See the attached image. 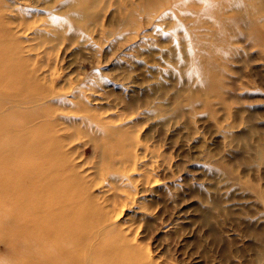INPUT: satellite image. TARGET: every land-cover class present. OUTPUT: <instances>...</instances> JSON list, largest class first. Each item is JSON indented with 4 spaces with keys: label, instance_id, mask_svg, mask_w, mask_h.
<instances>
[{
    "label": "rangeland",
    "instance_id": "obj_1",
    "mask_svg": "<svg viewBox=\"0 0 264 264\" xmlns=\"http://www.w3.org/2000/svg\"><path fill=\"white\" fill-rule=\"evenodd\" d=\"M1 1L6 5L8 13L11 12L15 18L14 22L19 19L18 11L23 10L28 14L30 11L33 12L37 26H40L38 28L43 31L45 28H42L41 24L48 18L51 19L55 15L54 18L61 19L63 17L62 22L60 23L61 20L58 22L63 24L66 19L64 26H67L73 20L71 12L75 13L74 9L81 5L85 7L87 4V2L83 3L82 0H77L75 1L77 4L72 6L70 0H60L52 7H44L46 6L45 0ZM219 1L221 2L219 6L212 5V7L205 8V0H154L153 4H148L145 0H102L101 7L106 6L107 8L109 5V8L100 11L101 23H103L100 26V32L94 33L95 29L91 33L89 32L90 35L87 37L89 39L86 40V43L84 41V45L83 43L71 44L66 40L59 51L57 49L50 50L51 52H47V55L45 53L47 46L37 50L35 48L38 47H33L41 41L32 32L18 34L17 42L24 46V52L19 56L23 63L20 68L30 69L25 74L26 76L36 75L34 70L38 68L37 74L40 77L45 75V77L42 80L37 78L32 83V87H29L30 90L35 88L32 91L41 93L43 99L39 100L38 105L26 103L11 110L4 109L5 102L2 104L3 107L0 105V124L9 118L11 123H9L10 132L4 127L0 128V264H38L39 255L32 258L34 247L24 244L23 240L26 236L23 238L22 230L20 233L16 224L21 206L19 204L20 191L25 184L18 175L23 170V160L29 151L31 156L29 158L33 161L36 160L34 151L41 142L40 133H47L49 136V142L47 141L49 146L46 148L51 151L49 152L53 156L51 160L58 163L60 156L67 157L70 161L76 160L80 163L83 173L88 169L92 175L93 173L96 175V170L102 174L100 184L90 185L91 182H88L89 187L83 197L88 200L89 206L88 209L86 207L85 212L89 215V220L91 217L98 218L113 198L110 186L113 184L115 168L120 166L118 165L119 157L124 151L121 150V146L126 144L125 141H130V143L139 141L136 148L129 147V150H133L140 159L138 170L130 173L132 175L129 179L130 182L126 178L118 180V184L121 185L119 192L122 193V196H118L113 205L118 216V218L116 217L118 221L116 226L124 230L128 240H131V245H138L139 248H142V256L145 254L147 257V251L149 257L156 264H228V262L264 264V202L259 194L257 195V191L251 188L252 185L257 186L259 190L264 188V179H262L264 165L258 163L259 146L264 140V43L262 44L264 21L252 20L247 0H240V3H235L232 0H227V3ZM25 7H30V11ZM206 11L207 14H212V19L207 16L203 17ZM91 12H95V10ZM124 14L132 15L131 20L124 22ZM156 15L158 18L155 17ZM215 16L218 18L217 21H214ZM220 18H222L221 21ZM82 19L80 20L79 17V25L87 26V21ZM176 22L178 25L174 24ZM196 22L198 25L194 24ZM128 25H130L129 29L126 28ZM172 25H176L178 28L172 27ZM88 26L91 28L93 25ZM255 27L258 31L255 30ZM259 30L261 33L263 31V37ZM120 32L125 35L118 37L119 34L121 35ZM108 33H111L110 36ZM256 33L260 35H258L257 41L253 40V37L257 38ZM132 34L134 35L132 36ZM34 37L38 40H33ZM195 37L197 38L195 39ZM125 38L128 46L125 45ZM149 38L151 39L149 40ZM81 39L84 40L82 37ZM128 40H133V44ZM174 40L177 45L174 44ZM192 40L194 41L192 42ZM230 41L232 48L235 45L233 49L231 46L229 47L228 42ZM241 42H246V44ZM166 43L168 46L164 47ZM184 43L189 45L191 53L193 52L195 68L182 69L173 66L170 61V56L173 57L172 55L176 51L175 47L177 46V51H179L181 44ZM49 44L47 43V45ZM236 44H239V47ZM30 47L33 50L27 51ZM239 48L240 51L236 50ZM166 49H171V51ZM148 50L151 54L153 53L152 56L148 54ZM36 51L38 52L36 53ZM177 51L175 54H178ZM229 52L234 55L228 54ZM236 53L240 56H237ZM49 54L51 55L49 56ZM45 56L47 57L45 58ZM167 56L168 58H166ZM155 59L157 60L155 61ZM166 63L167 66L170 65L168 68H172L168 69L165 66ZM242 70L246 73L241 74ZM194 73L199 77H194ZM179 77L181 79L178 82ZM50 78L51 80L55 79V87L52 86L56 91H60L61 95L46 94L45 90L51 88V81L48 80ZM196 78L199 79L196 80ZM244 78L245 80H243ZM6 79H11V77L7 76ZM8 85L7 80L0 78V100L4 98L3 94L8 89ZM173 89H175L174 92ZM89 92L91 93L89 94ZM165 92L166 94H164ZM33 94L35 95V92ZM162 94L165 97L162 98ZM147 100L150 101L147 102ZM136 101L140 102H137L140 106ZM155 102H158L156 105H159L156 106ZM71 103L76 106V110L68 113L67 109L69 108H63ZM146 103L148 104L146 105ZM170 103L173 105H169ZM87 104L89 105L87 106ZM148 106L150 107L148 108ZM81 107L82 109H80ZM141 107L142 110H140ZM127 108L131 110L127 111ZM152 108H154V112ZM8 111H11L10 116L5 114ZM91 112L95 113L94 116ZM56 113L58 114L56 115ZM116 117L120 118V122L117 121L115 124L119 122L123 128L116 131L115 134L108 137L102 136L103 138L99 139L93 126L97 125L100 119L110 120L109 118L116 119ZM177 119L178 122H176ZM58 120L60 124L56 126ZM92 120L94 121L92 122ZM21 124H25L26 127L18 134L19 131L15 128H20ZM60 128L63 129L60 130ZM66 133L70 136L66 140H62V135ZM225 138L228 139L225 141L226 143L224 142ZM100 140L103 144L101 143V148H98L96 143ZM60 141L62 146L66 143L68 146L63 149L57 146ZM51 146L54 148V152ZM108 147L110 148L108 149ZM59 148L65 153L60 152ZM96 148L98 149L96 150ZM224 148L225 150H223ZM102 150H104L103 153ZM118 155L119 157H116ZM154 179L157 180L158 185ZM123 191H125L124 194ZM11 204L15 206L13 207V224L8 225L10 211L8 212L7 206ZM121 206L123 207L120 210ZM107 237L109 236H101L96 245L104 243L103 241ZM225 256L228 261L223 259Z\"/></svg>",
    "mask_w": 264,
    "mask_h": 264
},
{
    "label": "bare ground",
    "instance_id": "obj_2",
    "mask_svg": "<svg viewBox=\"0 0 264 264\" xmlns=\"http://www.w3.org/2000/svg\"><path fill=\"white\" fill-rule=\"evenodd\" d=\"M60 0H45V4L46 6L44 7H52L53 5H55L56 3H58ZM77 0H70V4L73 6H75V3L77 4V2H75ZM112 1V0H111ZM147 1L148 4L154 2V0H145ZM224 1V3H227V0H222ZM235 3H240V0H232ZM44 2V1H43ZM82 2H87V4H85V7H83L81 5V7H77L76 9H74L73 12H71V16H73V20H71V23L68 24L67 26H64V23L66 21V19L64 20L63 24H60L62 22V18H51V19H47L46 21H44L41 24L42 28H45V30H41V28H38L40 26H37V20L35 18V16L31 13L30 11V7H25L26 10H29V14L27 12H24L23 10L18 11V15H19V19L14 22L15 18H13L11 12L10 14L8 13L7 7L6 5L0 0V78H2L3 80H7V84L8 85V89L4 91V98L0 100V105L3 107V103L5 102V108L6 110H11L15 107H20L26 103H32V104H37L39 103L40 99H43L41 93L38 94L37 91H32L35 90L32 89L30 90L29 87H32V83L35 82V80L37 78H39L40 80L44 79L45 75L43 77H40L37 74V69L36 68L34 70V72L36 73V75H31V76H26L25 74L29 72L30 69H25V68H20V65H22L23 63L20 61L19 56L21 53L24 52L23 47L21 46V44L19 42H17L18 39V34L20 32L26 33L27 31H30L34 34V36H37L39 39V41H41L40 43L34 45L33 47H38L35 48L36 50L39 49L40 47H44L47 46L45 53L47 55V52H49L50 50H56L59 51L62 47L63 44H65L66 40L69 41V43H83L84 45V41L86 43V40L89 39L87 37H89L90 33L94 30L95 32H100L101 30V25H103V23H101V18L102 16H100V11L103 9H107L109 8V5L105 7H101V2L102 0H82ZM197 2V1H196ZM229 2V1H228ZM247 4H248V9L250 10L251 16H252V20L254 21H264V0H247ZM81 3V4H83ZM110 3V2H109ZM120 3V2H119ZM122 3V2H121ZM170 3V2H169ZM220 1L216 0V1H212V0H205L204 4H205V8L208 7H212V5L214 6H219L220 5ZM79 4V3H78ZM143 4V3H142ZM141 4V5H142ZM203 4V3H202ZM203 4V6H204ZM139 5V4H138ZM137 5V6H138ZM158 5V4H157ZM14 6V5H13ZM131 6V5H130ZM136 6V5H135ZM150 6V5H149ZM167 7V6H166ZM201 7V6H200ZM143 8V7H142ZM141 8V9H142ZM187 8V7H186ZM244 8V6H243ZM21 9V8H20ZM24 9V10H25ZM134 9V7H133ZM140 9V10H141ZM146 9V7H145ZM169 9V8H168ZM92 10H95V12H91ZM104 10V11H105ZM131 10V9H130ZM139 10V9H138ZM165 10V9H164ZM164 10H161V12H164ZM190 10V9H188ZM220 10V9H219ZM240 10V9H239ZM238 10V11H239ZM247 10V9H246ZM10 11H12V9H10ZM23 11V12H22ZM70 11V10H68ZM103 11V12H104ZM127 11V9H126ZM135 11V10H133ZM137 11V10H136ZM154 11V10H153ZM202 11V10H201ZM200 11V12H201ZM144 12V11H143ZM160 12V13H161ZM199 12V13H200ZM223 12V11H222ZM233 12V11H232ZM236 12V11H235ZM152 13V12H151ZM159 13V12H158ZM157 13V14H158ZM198 13V14H199ZM208 12L206 11V14L203 15L207 16L208 18H213L211 17L212 14H207ZM241 13V12H239ZM150 14V13H149ZM196 14V13H195ZM233 14V13H231ZM68 16V14H66ZM65 15V17H66ZM159 15V14H158ZM219 15V14H218ZM240 15V14H239ZM248 15V14H247ZM135 16V15H134ZM133 16V17H134ZM151 16V15H150ZM235 16V15H234ZM238 16V15H237ZM59 17V16H58ZM69 17V16H68ZM67 17V18H68ZM79 17L80 20L83 18L84 20H86L87 22V26L85 24L79 25ZM132 15L127 16L126 14H124V22H128L131 20ZM146 17V16H145ZM157 17V15L155 16ZM176 17V16H175ZM215 20L217 16H215ZM220 17V16H219ZM223 17V16H221ZM250 17V16H249ZM158 18V17H157ZM177 18V17H176ZM196 18V17H195ZM205 18V17H204ZM225 18V17H224ZM233 18V17H232ZM58 19V20H57ZM68 19V20H69ZM82 19V20H83ZM154 20V16L152 18ZM156 19V18H155ZM175 19V18H174ZM235 19V18H234ZM59 20L60 23L58 22ZM67 20V21H68ZM152 20V21H153ZM191 20V19H190ZM194 20V19H192ZM202 20V19H201ZM222 20V18H220V21ZM231 20V18H230ZM147 21V20H146ZM151 21V22H152ZM69 22V21H68ZM123 22V23H124ZM138 22V21H137ZM174 22V21H173ZM191 22V21H190ZM223 22V21H222ZM136 23V21H135ZM160 23V22H158ZM187 23V22H186ZM197 23V24H196ZM194 23L195 25H198V22ZM149 24V23H148ZM147 24V25H148ZM151 24V23H150ZM153 24V23H152ZM156 24V23H155ZM161 24V23H160ZM170 24V23H169ZM174 24H177L174 23ZM180 24V23H179ZM193 24V25H194ZM200 24V23H199ZM88 25H93L91 28ZM122 25V24H121ZM131 25V23H130ZM126 26V28L129 29V26ZM140 25V24H139ZM178 25V24H177ZM184 25V24H183ZM189 25H191L189 23ZM216 25V24H215ZM229 25V23H228ZM237 25V24H236ZM156 26V25H155ZM171 26V25H170ZM176 25H172V27H175ZM230 26V25H229ZM123 27V25H122ZM135 27V26H134ZM159 28H161L160 26H158ZM181 27V26H180ZM183 27V26H182ZM194 27V26H193ZM125 28V29H126ZM133 28V27H132ZM136 28V27H135ZM140 28V26H139ZM163 28V26H162ZM176 28H178L176 26ZM197 28V27H196ZM236 28V27H235ZM122 29V28H121ZM137 29V28H136ZM184 29H185V25H184ZM191 30V28H189ZM210 29V28H209ZM252 29V28H251ZM165 30V29H164ZM216 30V29H213ZM256 30V27H255ZM263 30V29H262ZM120 31V30H119ZM124 31V30H123ZM126 32L128 30H125ZM133 31V30H131ZM135 31V30H134ZM185 31V30H184ZM252 31V30H251ZM258 31V30H256ZM261 30H259V33L262 36V33L260 32ZM90 32V33H89ZM136 32V31H135ZM186 32V31H185ZM117 33V32H116ZM114 33V34H116ZM121 33V32H120ZM227 33V32H226ZM248 33V32H247ZM252 33V32H251ZM258 33V32H257ZM256 33V34H257ZM111 33H108V35ZM113 34V35H114ZM192 34V32H191ZM196 34V33H195ZM194 34V35H195ZM198 34V33H197ZM201 35L204 33H200ZM249 34V33H248ZM125 34L121 35L119 34V36H122ZM134 34H132L133 36ZM193 35V34H192ZM229 35V34H228ZM233 35V34H232ZM231 35V36H232ZM255 35V34H254ZM259 34H257V38L253 40L258 39ZM110 36V35H109ZM108 36V37H109ZM117 36V35H116ZM131 36V35H130ZM138 36V35H137ZM140 36V35H139ZM186 36V33H185ZM199 36V35H198ZM252 36V35H251ZM84 38L80 40V38ZM92 37V36H91ZM101 37V36H100ZM129 37V36H128ZM127 37V38H128ZM174 37V36H173ZM184 37V36H183ZM235 37V36H234ZM250 37V36H249ZM263 37V36H262ZM261 37V40H262ZM38 38L34 37L33 40H38ZM175 38V37H174ZM188 38V36H187ZM194 38V37H193ZM192 38V39H193ZM197 37H195L196 39ZM202 38V37H201ZM225 38V37H224ZM113 39V38H112ZM131 40V38H129ZM144 39V38H143ZM151 38H149L150 40ZM176 39L178 40V38L176 37ZM199 39V38H198ZM222 39V37H221ZM231 39V38H230ZM234 39V38H233ZM237 39V38H236ZM250 39V38H249ZM252 39V37H251ZM91 40V39H90ZM96 40V39H95ZM134 40V41H133ZM132 41L135 42V39H133ZM185 40V39H184ZM260 40V39H259ZM258 40V41H259ZM260 42H262V44L264 43V40H262ZM38 41V42H39ZM129 41V40H128ZM132 41H129L132 43ZM137 41V40H136ZM194 40H192L193 42ZM202 41H204L202 39ZM201 41V42H202ZM206 41V40H205ZM232 41V39H231ZM229 43V47L231 46ZM255 41V44H256ZM100 42V41H99ZM121 42V41H119ZM118 42V45H120ZM125 45L127 42L126 38H125ZM147 42V41H146ZM175 42V43H174ZM174 44H176L177 42L174 40ZM190 42V41H189ZM196 42V41H195ZM253 42V41H252ZM259 42V43H260ZM47 43H50L49 45H47ZM68 43V42H67ZM101 43V42H100ZM138 44V42H136ZM135 43V44H136ZM159 43V42H158ZM169 43V42H168ZM168 43H166L165 46H168ZM172 43V44H173ZM244 43V42H241ZM123 44V42H122ZM121 44V45H122ZM133 44V43H132ZM131 44V45H132ZM156 44V43H155ZM154 44V46H155ZM162 44V43H161ZM159 44V45H161ZM171 44V45H172ZM225 44V43H224ZM246 44V42L244 43ZM79 45V44H78ZM81 45V44H80ZM87 45V44H86ZM85 45V46H86ZM92 45V44H91ZM158 45V44H157ZM177 45V44H176ZM175 45V46H176ZM192 45V44H190ZM196 45V44H195ZM226 45V44H225ZM224 45V46H225ZM237 45V44H236ZM239 45V44H238ZM237 45V46H238ZM260 45V44H259ZM27 46V45H26ZM73 46V45H71ZM76 46V45H75ZM128 46V45H126ZM143 46V45H142ZM174 46V47H175ZM189 46V45H188ZM186 45V43L181 44V48L179 51H177V46L175 47L176 51L178 52V54L175 53L172 55L173 57L170 56V61L172 62L173 66H177L179 68L182 69H192L195 68L194 67V63L193 59H194V55L191 53V49ZM203 46V45H202ZM235 47V45H233ZM236 46V47H237ZM243 46V44H242ZM257 46H258V42H257ZM89 47V45H88ZM157 47V46H156ZM197 47V46H195ZM228 47V48H229ZM233 47V48H234ZM239 47V46H238ZM251 47V46H250ZM32 47L28 48L27 51H29ZM192 48V47H191ZM199 48V47H197ZM201 48V47H200ZM227 48V47H225ZM231 46V49H233ZM126 49V48H125ZM129 49V48H128ZM132 49V47H131ZM146 50V48H144ZM152 49V48H151ZM155 49V48H154ZM190 49V50H189ZM249 49V48H248ZM33 50V49H31ZM159 50V49H158ZM161 50V48H160ZM167 50V49H166ZM171 51V49H168ZM167 50V51H168ZM224 50V49H223ZM226 50V49H225ZM238 51H240L239 49H236ZM247 50V49H246ZM40 51V50H38ZM36 51V53L38 52ZM50 51V52H51ZM86 51V50H85ZM149 51V50H148ZM147 51V52H148ZM169 51V53H170ZM194 51V50H193ZM228 51V50H227ZM235 51V50H234ZM49 52V53H50ZM95 52V51H94ZM93 52V53H94ZM115 52V50H114ZM131 52V51H130ZM137 52V51H136ZM164 52V51H163ZM222 52V51H221ZM243 52V51H241ZM250 52V51H249ZM35 53V54H36ZM42 53V52H41ZM88 53V52H86ZM113 53V52H112ZM125 53V52H123ZM128 53V52H127ZM134 53V52H133ZM195 53V52H194ZM233 54L232 52H229L228 54ZM55 54V53H54ZM97 54V53H96ZM148 54H150L151 56L153 55V53L151 54L150 51L148 52ZM159 54V53H158ZM200 54V53H199ZM237 56L238 53H236ZM245 54V53H244ZM243 54V55H244ZM248 54V53H247ZM32 55V54H31ZM51 54H49L50 56ZM88 55H90L88 53ZM125 55V54H124ZM132 55V54H131ZM157 55V54H155ZM167 55V53H166ZM222 55V54H221ZM234 55V54H233ZM251 55V54H250ZM29 56V55H28ZM27 56V57H28ZM40 56V55H39ZM129 56V54H128ZM134 56V55H133ZM163 56V55H162ZM161 56V57H162ZM216 56V55H215ZM227 56V55H226ZM229 56V55H228ZM227 56V57H228ZM245 56V55H244ZM36 57V56H35ZM47 56H45L46 58ZM85 57V56H84ZM149 57V56H148ZM154 57V56H153ZM151 57V58H153ZM157 57V56H156ZM218 57V56H217ZM232 56L230 55V58ZM246 58H248L247 56H245ZM73 58V57H72ZM89 58V57H88ZM92 58V57H91ZM135 58V57H134ZM150 58V59H151ZM168 58V56L166 57ZM208 58V57H207ZM235 58V57H234ZM243 58V57H242ZM70 59V58H69ZM94 59V58H93ZM159 59V58H158ZM161 59V58H160ZM159 59V60H160ZM241 59V58H239ZM48 60V59H47ZM86 60V58H85ZM123 60V59H122ZM121 60V61H122ZM154 60V59H152ZM157 59H155L156 61ZM166 60V59H165ZM197 60V59H196ZM254 60V59H253ZM36 60L34 59V62ZM56 61V60H55ZM91 61V60H90ZM168 61V60H167ZM221 61V60H220ZM225 61V60H223ZM236 61V60H235ZM163 62V61H161ZM198 62V61H197ZM222 62V61H221ZM226 62V61H225ZM224 62V63H225ZM47 63V62H46ZM157 63V62H156ZM159 63V62H158ZM170 63V62H169ZM217 63V61H216ZM241 63V62H240ZM55 64V63H54ZM163 64V63H162ZM229 64V61H228ZM5 65V66H3ZM164 65V64H163ZM162 65V66H163ZM199 65V64H198ZM201 65V64H200ZM199 65V66H200ZM218 65V64H217ZM247 65V64H244ZM47 66V65H45ZM167 66V63L166 65ZM163 66V67H165ZM170 66V65H169ZM167 66V68L169 67ZM241 66V64H240ZM36 67V66H34ZM176 67V68H177ZM205 67V66H204ZM212 67V66H211ZM227 67V66H226ZM46 68V67H45ZM166 68V70H167ZM172 68V67H170ZM168 68V69H170ZM201 68V67H200ZM225 68V67H224ZM244 68V67H243ZM175 69V68H174ZM178 69V68H177ZM241 69V68H240ZM19 70V71H18ZM47 70V69H46ZM53 70V69H52ZM165 70V71H166ZM201 70V69H200ZM204 70V69H203ZM223 70V69H222ZM54 71V70H53ZM173 72V70H171ZM176 71V70H175ZM184 71V70H183ZM205 71V70H204ZM203 71V72H204ZM212 71V70H211ZM215 71V70H214ZM224 71V70H223ZM227 71V70H225ZM243 71V70H242ZM241 74H245L246 72H242ZM251 71V70H250ZM40 72V71H39ZM194 72V71H193ZM197 72V70H196ZM167 73V72H165ZM206 73V72H205ZM208 73V71H207ZM225 73V72H224ZM227 73V72H226ZM252 73V72H251ZM53 74V73H52ZM168 74V73H167ZM170 74V73H169ZM179 74V73H178ZM177 74V76H179ZM195 74V73H194ZM203 74V73H202ZM214 74V72H213ZM228 74V73H227ZM14 75V76H13ZM49 75V74H48ZM197 74H195L194 77H199ZM201 75V74H200ZM210 75V74H209ZM229 75V74H228ZM257 75V74H256ZM7 76H10L11 79H6ZM50 76V75H49ZM187 76V75H186ZM236 76V75H235ZM234 76V77H235ZM239 76V75H238ZM243 78V75H241ZM240 76V77H241ZM259 76V75H258ZM257 76V77H258ZM261 76V75H260ZM47 77V76H46ZM53 77V76H52ZM78 77V76H77ZM181 77V76H180ZM178 78V82L180 81ZM231 77V76H230ZM245 77V76H244ZM49 78V77H48ZM173 78V77H172ZM202 78V77H200ZM221 78V76H220ZM250 78V77H249ZM264 78V77H263ZM261 78V79H263ZM76 79V78H75ZM199 79V78H198ZM196 78V80H198ZM256 79V77H255ZM260 79V80H261ZM45 80L47 81V78H45ZM50 82V87L48 90L46 91V94H52L54 93L56 96L57 95H61L62 93H60V91H56L54 89L55 87V79L51 80L48 79ZM81 80V79H80ZM83 80V79H82ZM215 80V79H214ZM222 80V79H221ZM240 80V79H239ZM245 80V78L243 79ZM250 80V79H249ZM259 80V79H258ZM259 80V81H260ZM70 81V79H69ZM88 81V80H87ZM170 81V80H169ZM168 81V83H169ZM227 81V80H224ZM241 81V80H240ZM262 81V80H261ZM71 82V81H70ZM203 82V81H202ZM213 82V81H212ZM216 82V81H215ZM234 82V81H233ZM246 82V81H245ZM251 82V80H250ZM72 83V82H71ZM83 83V82H82ZM86 83V82H85ZM91 83V82H90ZM94 83V82H93ZM199 83V82H198ZM211 83V82H210ZM230 83V81H229ZM240 83V82H238ZM247 83V82H246ZM36 84V83H35ZM162 84V83H161ZM171 84V82H170ZM169 84V85H170ZM217 84V82H216ZM231 84V83H230ZM241 84V83H240ZM243 84V83H242ZM54 87H53V86ZM80 85V84H79ZM89 85V84H88ZM96 85V84H95ZM179 85V83H178ZM194 85V83L192 84V86ZM215 85V84H214ZM245 85V84H244ZM62 86V85H61ZM84 86V84H83ZM168 86V85H167ZM175 86V85H174ZM173 86V87H174ZM201 86V85H200ZM247 86V85H245ZM48 87V86H47ZM72 87V84H71ZM161 87V86H160ZM185 87V86H184ZM219 87V84H218ZM234 87V86H233ZM248 87V86H247ZM250 88L252 86H249ZM98 88V86H97ZM165 88V87H164ZM177 88V87H176ZM204 88V87H203ZM217 88V87H216ZM236 88V87H235ZM256 88V87H255ZM38 89V88H37ZM79 89V88H78ZM166 89V88H165ZM172 89V88H171ZM168 89V90H171ZM223 89V88H222ZM230 89V88H229ZM238 89V88H237ZM254 89V88H253ZM81 90V89H80ZM167 90V89H166ZM165 90V91H166ZM175 89H173L172 91L174 92ZM190 90V89H189ZM208 90V89H207ZM213 90V89H211ZM241 90H243L241 88ZM248 90V89H247ZM32 91V92H31ZM62 91V90H61ZM79 91V90H77ZM85 91V90H83ZM96 91V90H95ZM161 91V90H160ZM33 92H35V95L33 94ZM86 92V91H85ZM94 93V91H92ZM162 92H164L162 90ZM167 92V91H166ZM166 92L164 94H166ZM178 92V91H177ZM176 92V93H177ZM238 92V91H237ZM241 92V91H240ZM239 92V93H240ZM91 92H89L90 94ZM161 93V92H160ZM169 93V91L167 92ZM183 93V92H181ZM188 93V92H187ZM238 93V94H239ZM162 94V98L165 97V95ZM194 94V93H193ZM241 94V93H240ZM66 95V94H65ZM74 95V94H73ZM82 95V94H81ZM184 95V93H183ZM192 95V94H191ZM213 95V93H212ZM54 96V95H53ZM76 96V95H75ZM80 96V95H79ZM178 96V94H177ZM180 96V95H179ZM185 96V95H184ZM183 96V97H184ZM195 96V95H194ZM67 97V96H66ZM96 97V96H95ZM227 97V96H226ZM56 98V97H54ZM99 98V97H97ZM156 98V97H155ZM154 98V99H155ZM169 99L171 97H168ZM174 98V97H173ZM223 98V97H222ZM52 99V98H51ZM50 99V100H51ZM71 99V98H70ZM79 100V98H77ZM84 99V98H83ZM82 99V100H83ZM153 99V98H152ZM153 99V100H154ZM157 99V98H156ZM155 99V100H156ZM161 99V98H160ZM177 99V97L175 98V100ZM49 100V99H48ZM54 100V99H53ZM152 100V102H153ZM159 100V99H157ZM163 100V99H162ZM185 100V99H184ZM44 101V100H43ZM85 101V100H84ZM150 100H147V102ZM165 101H170V100H165ZM233 101V100H232ZM231 101V102H232ZM242 101V100H240ZM45 102V101H44ZM50 102V101H49ZM54 102V101H53ZM122 102V101H121ZM139 101H136V103ZM172 102V100H171ZM179 102V101H177ZM175 102V103H177ZM183 102V101H182ZM186 102V101H185ZM235 102V101H233ZM43 103V102H42ZM80 103V100H79ZM135 103V104H136ZM140 103V102H139ZM137 103V104H139ZM155 102L154 104L156 105ZM164 103V102H163ZM166 103V102H165ZM168 103V102H167ZM201 103V101H200ZM148 103H146L147 105ZM152 104V103H151ZM233 105L235 103H232ZM48 105V104H47ZM83 105V104H80ZM86 105V104H85ZM89 104H87L88 106ZM115 105V103H114ZM117 105V104H116ZM143 105V104H142ZM159 105V104H157ZM156 105V106H157ZM169 105H173V103H170ZM181 105V104H180ZM183 105V104H182ZM185 105H187L185 103ZM244 105V104H243ZM61 106V105H60ZM84 106V105H83ZM120 106V105H119ZM119 106H116L117 108ZM137 106V105H136ZM135 106V107H136ZM140 106V104H139ZM138 106V107H139ZM153 106V105H152ZM161 106V105H160ZM159 106V107H160ZM213 106V105H212ZM246 106V105H245ZM244 106V107H245ZM33 107V106H32ZM56 107V106H55ZM86 107V106H85ZM144 107V106H142ZM142 107L140 110H142ZM147 107V106H146ZM150 106H148L149 108ZM168 107V106H167ZM184 107V106H183ZM236 107V106H235ZM57 108V107H56ZM61 108V107H60ZM59 108V110H61ZM69 108V109H67ZM166 108V106H165ZM174 108V107H173ZM63 109H67L68 113H70L71 111H75L76 110V106L73 105V103L66 105ZM82 109V107L80 108ZM128 109V108H127ZM136 109V108H135ZM138 109V108H137ZM219 109V108H218ZM87 110V109H86ZM85 110V111H86ZM89 110V109H88ZM94 110V109H93ZM131 109H128L127 111H129ZM133 110V109H132ZM153 112H154V108H152ZM152 110L150 112H152ZM204 110V109H203ZM221 110V109H220ZM246 110V109H245ZM244 110V112H245ZM252 110V109H251ZM41 111V110H40ZM39 111V113H40ZM139 111V110H137ZM173 111V110H172ZM171 111V112H172ZM65 112V111H64ZM94 112V111H93ZM132 112V111H130ZM146 112V111H145ZM182 112V111H181ZM184 112V111H183ZM195 112V111H194ZM11 111L6 112L5 114L10 116ZM67 113V112H66ZM81 113V112H79ZM83 113V111H82ZM92 113V112H91ZM126 113V112H125ZM133 113V112H132ZM136 113V112H134ZM165 113V112H164ZM169 113V112H168ZM243 113V111H242ZM58 113H56L57 115ZM87 114V113H86ZM93 114V113H92ZM95 114V113H94ZM93 114V116H94ZM163 114V112H162ZM236 114V113H235ZM240 114V113H239ZM244 114V113H243ZM54 115V116H56ZM82 115V114H81ZM134 115V114H132ZM161 115V114H160ZM242 115V114H241ZM246 115V114H245ZM251 115V112H250ZM255 115V114H253ZM42 116V115H41ZM53 116V118H54ZM125 116V114H124ZM168 116V115H167ZM167 116H163L164 118ZM188 116V115H187ZM57 117V116H56ZM59 117V116H58ZM161 117V116H160ZM162 117V118H163ZM224 117V116H223ZM243 117V116H242ZM254 117V116H253ZM99 118V117H98ZM159 118V117H158ZM185 118V117H184ZM228 118V117H227ZM61 119V118H59ZM108 119H100L102 121H98L97 125H94L93 128L95 130V132H97L99 136V139H101L102 136L108 137L109 135L115 134L116 131L122 129V125H120L121 123H119L120 118L116 117V119H112L109 118ZM253 119V118H252ZM257 119V118H256ZM10 120V118H9ZM8 119H6L4 122H2L0 124V128L4 127L7 131H11L10 130V121ZM90 120V119H89ZM159 120V119H158ZM251 120V119H250ZM259 120V119H258ZM257 120V122H258ZM88 121V118H87ZM94 120H92L93 122ZM97 121V120H96ZM95 121V122H96ZM118 124H115L117 123ZM245 121V119H244ZM253 121V120H252ZM91 122V121H90ZM176 122H178V119L176 120ZM222 122V121H221ZM229 122V121H228ZM231 122V121H230ZM235 122V121H234ZM246 122V121H245ZM244 122V123H245ZM27 124L29 122H26ZM183 123V122H182ZM260 123V122H259ZM11 124V123H10ZM60 124V121L58 120L56 126H58ZM173 124H175V122H173ZM187 124V123H186ZM224 124V123H223ZM243 124V123H242ZM241 124V125H242ZM250 124V123H249ZM93 125V124H92ZM171 125V124H169ZM206 125V124H204ZM237 125V124H235ZM88 126V125H87ZM161 126V125H160ZM173 126V125H172ZM175 126V125H174ZM178 126V125H177ZM176 126V127H177ZM196 126V125H195ZM203 126V125H202ZM247 126V125H244ZM252 126V125H251ZM26 127L25 124H21L20 128H15L17 131H19L18 134H20L22 132V129ZM181 127V126H180ZM169 128V127H168ZM179 128V126H178ZM177 128V129H178ZM240 128V127H239ZM238 128V129H239ZM254 128V127H253ZM63 129V128H62ZM60 128V130H62ZM174 129V128H173ZM187 129V128H186ZM197 129V128H196ZM203 129V128H202ZM201 129V130H202ZM256 129V128H255ZM93 130V132H94ZM185 130V129H184ZM189 130V129H187ZM205 130V129H204ZM175 131V130H174ZM186 131V130H185ZM195 131V130H194ZM198 131V130H197ZM211 131V130H210ZM215 131V130H214ZM233 131V130H232ZM241 131V130H240ZM62 132V131H61ZM122 132V131H121ZM188 132V131H187ZM165 133V131H164ZM195 133V132H194ZM168 134V133H167ZM197 134V133H196ZM208 134V133H207ZM216 134V133H215ZM23 135V134H22ZM25 135V134H24ZM95 135V136H96ZM130 135V134H129ZM70 135L68 133L62 135L63 139L62 140H66L67 137H69ZM188 136V135H187ZM61 137V136H60ZM61 137V138H62ZM91 137V134H90ZM116 137H118V135H116ZM165 137V136H164ZM167 137V136H166ZM193 137V136H192ZM39 138L41 139V142L39 143V145L37 146V149H35L34 153H35V157L36 160L33 161L31 160L29 157L30 156V151L26 154L25 156V160H23V170L22 172H20V174L18 176H20L22 178L23 183H25L23 185L21 195H20V202L19 204H21L20 206V211L18 212V223L16 224L17 229L20 231L22 230L23 233V238L24 236H26V238L23 240L25 245H33L32 247H34V253L32 258L35 257V255H39L38 256V264H156L151 257H149V253L146 251V254L148 255L147 257L142 256L141 254H143L142 252V248L138 245H131V240H128L127 235L124 233L123 229H120L119 227L116 226V223L118 222L116 220L117 213L115 210V206L113 205V203H115V199L119 196H122V193L119 192L121 185L118 184V180L124 179L126 178L127 181H129V179H131L132 175L130 173L135 172L136 170H138V165L140 164V159L138 157V155L133 152V150H129V147L131 148L132 146H137L139 144V141H133L130 143V141H125L126 144H123L121 146V150L123 151V154L121 157H119V163L117 168H115L116 173L113 174V184H111L110 186V191L111 193H113V198L108 199L110 201L109 206H105L106 210H104L102 212V214L98 217V218H93L91 217V219L89 220V215L87 214V212H85V209L87 207L88 209V200L83 198L84 194L87 192L86 190H88L89 184L88 182H91L90 185H93L95 183H99L102 181L101 177L102 174L99 173L96 170V175H93L89 173L88 169L84 170L83 173V168L80 165V163L76 162V160L74 161H70L66 156V158H63L60 156V161L57 163L53 160H51V158L53 156H51L49 154V152H51L48 148H46L47 146H49L48 142H49V136L43 133L39 134ZM88 138V137H87ZM86 138V139H87ZM94 138V135L92 137V139ZM103 138V137H102ZM188 138V137H187ZM261 138V137H260ZM106 139V138H105ZM185 139V138H184ZM263 139V136H262ZM78 140V139H77ZM97 141V139H95ZM103 140V139H102ZM102 140H100V142L98 141V143H96V146L99 148H101V145L103 144ZM111 140V139H110ZM166 140V139H164ZM48 141V142H47ZM79 142H81L80 140H78ZM89 141V140H88ZM228 141V139L224 140ZM165 142V141H164ZM187 142V141H186ZM223 142V143H224ZM260 142V141H259ZM102 143V144H101ZM106 143V142H105ZM110 143V142H109ZM226 143V142H225ZM240 143V142H239ZM89 144V143H88ZM91 144V143H90ZM98 144V145H97ZM177 145V142L175 143ZM241 144V143H240ZM247 144V143H246ZM92 145V144H91ZM216 145V144H215ZM225 145V144H224ZM223 145V147H224ZM59 147H61L62 149L66 146H68V143H66L64 146H62L61 141L58 142ZM85 146V145H84ZM106 146H108L106 144ZM163 146V144H162ZM227 146V145H226ZM232 146V145H231ZM239 146V145H238ZM94 147V146H93ZM105 147V146H104ZM127 147V148H126ZM229 147V146H228ZM234 147V146H233ZM249 147V146H248ZM247 147V148H248ZM257 147V146H256ZM61 148H59L60 152H63V150H61ZM96 148V150L98 149ZM107 148V147H106ZM110 147H108L109 149ZM136 148V147H135ZM138 148V147H137ZM159 148V147H158ZM236 148V147H235ZM243 148V147H242ZM29 149V148H28ZM51 149L54 152V148L51 146ZM95 149V148H94ZM106 149V150H108ZM229 149V148H228ZM244 149V148H243ZM258 149V148H257ZM225 150V148L223 149ZM230 150V149H229ZM32 151V150H31ZM104 150H102L103 153ZM135 151V150H134ZM175 151V150H173ZM87 152V151H86ZM85 152V153H86ZM190 152V151H189ZM252 152V151H251ZM65 153V151L63 152ZM179 153V152H178ZM177 153V154H178ZM224 153V152H223ZM222 153V154H223ZM60 154V153H58ZM76 154V153H75ZM77 155V154H76ZM255 155L257 156V154L255 153ZM105 156V155H104ZM108 156V155H107ZM111 157V156H110ZM219 157V156H218ZM252 157V156H251ZM253 158V157H252ZM3 159V158H2ZM39 159V160H38ZM254 159V158H253ZM109 160V159H108ZM80 161V160H79ZM255 161V160H253ZM103 162V161H102ZM165 162V161H164ZM257 162V159H256ZM62 163V164H61ZM88 163V162H87ZM258 163L263 164L264 165V140L260 143L259 146V157H258ZM61 164V165H59ZM237 164V163H236ZM245 164V163H244ZM254 164V163H253ZM87 165V164H86ZM92 165V164H91ZM103 165V164H102ZM164 165V164H163ZM102 168V167H101ZM114 171V172H115ZM60 173V174H59ZM107 176V175H106ZM88 178V179H87ZM87 179V180H86ZM244 179V178H243ZM262 179H264V171L262 172ZM33 180V181H32ZM36 180V181H35ZM138 180V179H137ZM104 181V180H103ZM157 180L154 179V182L156 183ZM94 182V183H92ZM106 182V181H105ZM121 182V181H120ZM130 182V181H129ZM135 184L137 182H134ZM124 184V183H123ZM131 184V183H130ZM154 184V183H153ZM157 184V183H156ZM155 184V185H156ZM159 184V183H158ZM157 184V185H158ZM96 187V186H95ZM105 187V186H104ZM252 189H254L255 191H257V195L259 194L260 198L262 199V201L264 202V188L262 187L260 190L257 186L252 185L251 186ZM95 189V188H94ZM93 189V190H94ZM98 189V188H97ZM103 189V188H102ZM38 192H40L38 194ZM125 191H123L124 194ZM108 194V193H107ZM126 195V194H125ZM133 196V195H132ZM135 196V195H134ZM128 197V196H127ZM110 198V197H109ZM126 198V197H125ZM132 198V197H131ZM178 198V197H177ZM14 199V198H13ZM17 199V198H16ZM132 200V199H131ZM101 201V200H100ZM127 201V200H126ZM261 201V203H263ZM102 202V201H101ZM125 203V202H124ZM123 203V204H124ZM127 203V202H126ZM131 203V202H130ZM108 205V204H107ZM129 205V204H127ZM124 206V205H123ZM120 207L121 208L123 207ZM8 225L13 224V204L8 205ZM159 207V206H158ZM261 209V208H260ZM119 210V211H120ZM264 210V209H263ZM121 213V211H120ZM119 213V214H120ZM173 215V214H172ZM34 216H38V217H34ZM30 217V218H28ZM1 218V216H0ZM162 218V217H161ZM3 219V218H2ZM93 219V220H92ZM120 219V218H119ZM92 220V221H91ZM161 221V220H160ZM17 222V221H16ZM120 223V222H119ZM118 223V224H119ZM119 226V225H118ZM173 227V226H172ZM13 228V227H12ZM125 228V227H124ZM7 229V228H6ZM130 229V228H129ZM4 230V229H3ZM13 230V229H12ZM17 230V234L19 233ZM1 233V232H0ZM111 233V234H110ZM128 233V232H127ZM107 235L109 237H107L103 242L104 243H100L101 245H96L97 241L100 240L101 236ZM20 236V235H19ZM135 236V235H134ZM134 240V239H133ZM26 241V242H25ZM1 242V240H0ZM133 242V241H132ZM136 243V242H135ZM136 256V257H134ZM227 256L223 257L224 260ZM228 261V260H227ZM34 263V262H33ZM29 264V263H27ZM228 264H235V263H229Z\"/></svg>",
    "mask_w": 264,
    "mask_h": 264
}]
</instances>
